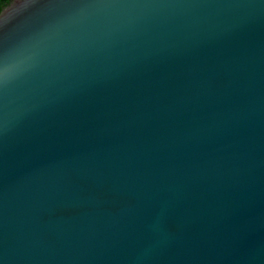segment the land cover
I'll return each instance as SVG.
<instances>
[{
  "label": "water",
  "instance_id": "obj_1",
  "mask_svg": "<svg viewBox=\"0 0 264 264\" xmlns=\"http://www.w3.org/2000/svg\"><path fill=\"white\" fill-rule=\"evenodd\" d=\"M0 264H264V0L2 8Z\"/></svg>",
  "mask_w": 264,
  "mask_h": 264
},
{
  "label": "trees",
  "instance_id": "obj_2",
  "mask_svg": "<svg viewBox=\"0 0 264 264\" xmlns=\"http://www.w3.org/2000/svg\"><path fill=\"white\" fill-rule=\"evenodd\" d=\"M11 0H0V11L2 8H4L6 5L10 3Z\"/></svg>",
  "mask_w": 264,
  "mask_h": 264
}]
</instances>
